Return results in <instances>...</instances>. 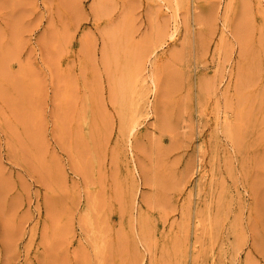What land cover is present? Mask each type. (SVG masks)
Wrapping results in <instances>:
<instances>
[{"label": "rangeland", "instance_id": "obj_1", "mask_svg": "<svg viewBox=\"0 0 264 264\" xmlns=\"http://www.w3.org/2000/svg\"><path fill=\"white\" fill-rule=\"evenodd\" d=\"M0 264H264V0H0Z\"/></svg>", "mask_w": 264, "mask_h": 264}, {"label": "bare ground", "instance_id": "obj_2", "mask_svg": "<svg viewBox=\"0 0 264 264\" xmlns=\"http://www.w3.org/2000/svg\"><path fill=\"white\" fill-rule=\"evenodd\" d=\"M129 65V64H128ZM143 65H144V63H143ZM117 67H119V66H117ZM126 67V66H125ZM116 68V67H115ZM117 69V68H116ZM115 69V70H116ZM136 70V69H135ZM140 73V72H139ZM123 77V76H122ZM130 78V77H129ZM125 79V78H124ZM113 80V79H112ZM130 80V79H129ZM136 83H137V81H136ZM142 86V85H141ZM132 87V86H131ZM139 87V86H138ZM147 89V88H146ZM113 92V91H112ZM134 93V92H133ZM141 93V92H140ZM116 94V93H115ZM115 96V95H114ZM114 98V97H113ZM143 99V98H142ZM146 100H147V98H145ZM139 100V99H138ZM115 101V100H114ZM123 101V100H122ZM141 101V100H140ZM116 102V101H115ZM117 103V102H116ZM132 103V102H131ZM145 103V102H144ZM139 104V103H138ZM136 105H137V103H136ZM135 105V106H136ZM130 106H132V105H130ZM137 107V106H136ZM135 107V108H136ZM136 110V109H135ZM139 110V109H138ZM138 116V115H137ZM126 118V117H125ZM125 121H126V119H125ZM127 124V123H126ZM124 126V125H123ZM136 128V124H132L131 126H130V131L132 132V130H134ZM194 243V242H193Z\"/></svg>", "mask_w": 264, "mask_h": 264}]
</instances>
